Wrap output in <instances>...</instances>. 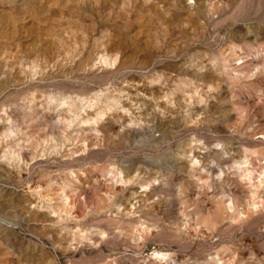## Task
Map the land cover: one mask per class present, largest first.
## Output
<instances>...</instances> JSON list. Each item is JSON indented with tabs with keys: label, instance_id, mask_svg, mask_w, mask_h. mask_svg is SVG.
<instances>
[{
	"label": "rangeland",
	"instance_id": "1",
	"mask_svg": "<svg viewBox=\"0 0 264 264\" xmlns=\"http://www.w3.org/2000/svg\"><path fill=\"white\" fill-rule=\"evenodd\" d=\"M238 2L0 0V264H264V0Z\"/></svg>",
	"mask_w": 264,
	"mask_h": 264
},
{
	"label": "clouds",
	"instance_id": "2",
	"mask_svg": "<svg viewBox=\"0 0 264 264\" xmlns=\"http://www.w3.org/2000/svg\"><path fill=\"white\" fill-rule=\"evenodd\" d=\"M189 3H192V0H189ZM247 3V0H239L236 7L238 10H244L245 5ZM248 11H251V9H247Z\"/></svg>",
	"mask_w": 264,
	"mask_h": 264
},
{
	"label": "bare ground",
	"instance_id": "3",
	"mask_svg": "<svg viewBox=\"0 0 264 264\" xmlns=\"http://www.w3.org/2000/svg\"><path fill=\"white\" fill-rule=\"evenodd\" d=\"M152 255L156 258H163L164 256H166V254L165 253H162V252H160V251H154V252H152Z\"/></svg>",
	"mask_w": 264,
	"mask_h": 264
}]
</instances>
